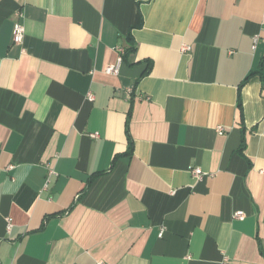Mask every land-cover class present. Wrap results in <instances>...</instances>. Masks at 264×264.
Instances as JSON below:
<instances>
[{
    "label": "crops",
    "instance_id": "1",
    "mask_svg": "<svg viewBox=\"0 0 264 264\" xmlns=\"http://www.w3.org/2000/svg\"><path fill=\"white\" fill-rule=\"evenodd\" d=\"M0 259L264 264V0H0Z\"/></svg>",
    "mask_w": 264,
    "mask_h": 264
},
{
    "label": "built area",
    "instance_id": "2",
    "mask_svg": "<svg viewBox=\"0 0 264 264\" xmlns=\"http://www.w3.org/2000/svg\"><path fill=\"white\" fill-rule=\"evenodd\" d=\"M21 15V14H20ZM25 33H26V30H25V26L24 24L21 22V21H17L15 22V25H14V30H13V34H14V43H23L24 41V37H25ZM258 36H255L254 37V42H255V46H256V42L258 41ZM190 47L189 46H184L183 47V50H189ZM117 50L119 52V56H118V59H117V62L113 65H109L107 68H106V71L108 73H113V74H119L120 72V66L124 60V55L126 53V49L124 47H117ZM88 98L89 99H94V95L92 93H89L88 94ZM218 130L219 132H222L224 129L222 126H219L218 127ZM94 137L97 136V133H94L92 134ZM192 173L194 175V177L200 179L201 177H203L204 175L208 174V173H205L203 171V169H201L200 167H196L194 169H192ZM56 174L55 170L48 165V176H47V181H46V185L44 187V189H47L48 187V184L50 182V177L52 175ZM43 189V190H44ZM234 217L235 218H238V219H243L245 217V213L241 210H238L234 213ZM11 226H12V223H11V220L8 219V230L11 229ZM164 234V231L162 230L161 233H160V236H163ZM0 264H4L1 259H0ZM97 264H103V263H97Z\"/></svg>",
    "mask_w": 264,
    "mask_h": 264
},
{
    "label": "trees",
    "instance_id": "3",
    "mask_svg": "<svg viewBox=\"0 0 264 264\" xmlns=\"http://www.w3.org/2000/svg\"><path fill=\"white\" fill-rule=\"evenodd\" d=\"M244 84V82L241 84V86ZM241 88V87H240ZM238 106L241 109V114H242V120H243V108H242V101H241V95L239 94V99H238ZM132 148V147H130ZM129 148V150L131 151V149Z\"/></svg>",
    "mask_w": 264,
    "mask_h": 264
}]
</instances>
